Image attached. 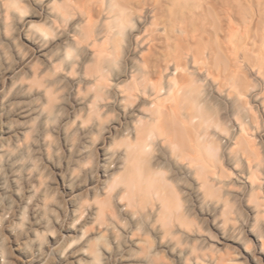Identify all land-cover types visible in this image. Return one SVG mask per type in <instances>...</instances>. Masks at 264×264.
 I'll list each match as a JSON object with an SVG mask.
<instances>
[{
  "label": "bare ground",
  "instance_id": "bare-ground-1",
  "mask_svg": "<svg viewBox=\"0 0 264 264\" xmlns=\"http://www.w3.org/2000/svg\"><path fill=\"white\" fill-rule=\"evenodd\" d=\"M31 1L40 10L27 13L24 0H0V61L8 56L6 45L20 54L1 29L4 17L16 20L21 44L38 60L36 66L8 74L0 87V264H81V255L96 258L100 249L109 257L104 264H133V249L147 253L145 240L135 237V224L119 240L111 219L148 211L153 226L165 232L174 217L181 219L174 212L180 204L177 178L166 174L172 171L170 163L196 200L217 196L211 169L219 167L218 147L206 139L209 124L198 113L200 101L192 86L200 79L193 77L190 66L214 78L220 88L229 85V96L234 92L245 97L243 103L246 98L254 101L258 114L245 113L238 129L228 132V142L243 162L246 205L256 214L264 212L260 153L249 133L258 131L264 147V0ZM97 12L107 17L99 31ZM81 14L85 19H74ZM130 29L135 33L127 34ZM100 33L104 39L97 44ZM127 36L126 50L136 52L138 59L125 57L124 68L110 78L115 54ZM146 41V50H139ZM247 69L256 72V91L250 92ZM64 88L76 107L69 120L53 126L50 122L63 107ZM54 133L62 135L70 155L65 169L56 173L64 190L70 189L74 173L85 169L88 151L97 142L102 178L91 199L92 226L112 232L117 243L113 249L96 243L72 248V218L63 224L65 234L42 251L46 222L36 204L31 205L30 222L21 227L23 209L41 177L34 169L35 152L41 148L42 159L53 165L47 139ZM72 134H77L76 144ZM209 213L212 224L220 223L228 206L213 204ZM254 239L256 247L244 249L252 264H261L264 241Z\"/></svg>",
  "mask_w": 264,
  "mask_h": 264
},
{
  "label": "rangeland",
  "instance_id": "rangeland-1",
  "mask_svg": "<svg viewBox=\"0 0 264 264\" xmlns=\"http://www.w3.org/2000/svg\"><path fill=\"white\" fill-rule=\"evenodd\" d=\"M27 13L33 10H40L38 5H34L31 0H24ZM172 6V5H171ZM74 19H85V15H75ZM95 29L97 31L104 29L107 17L105 12H97L94 16ZM150 17L147 18V24ZM43 23V22H39ZM1 29L5 35L14 39V44L19 50V57L14 55L12 46H5L7 55L4 61H0V87L7 82L6 76L13 71L22 72L26 67L38 65L36 53L26 51V43L20 38V31L16 30V20L5 18L1 23ZM5 24V27L3 26ZM142 24V23H141ZM15 25V26H14ZM140 29V28H139ZM135 33L134 30H128L127 34ZM104 39V34L97 35L95 43L100 44ZM126 41L123 40L122 47L116 52L113 72L110 78H115L124 68V58L134 56L137 58L136 52L126 50ZM147 41L139 48L146 50ZM90 50H94L92 47ZM21 57L25 58L22 60ZM138 59V58H137ZM129 60V59H128ZM193 77L199 78V82L195 85V93L198 95L200 105L197 107L198 113L203 115L209 124L206 139L213 141L218 147V166L220 167L221 176L217 178L216 172L219 167L211 169V177L217 187L218 194L213 200H196L193 193L186 188L188 185L185 178L176 171L174 165L170 163L172 171L167 172L168 177L177 178L175 188L178 193L179 207L174 208L175 216L180 215L181 219H176L167 232L162 228L156 229L151 223L150 214L145 211L134 217L122 213L114 221L111 219L113 233L119 236V240L123 241V230L128 229L132 225H137L136 238H143L148 251H135L133 264H252L246 255L247 250H253L256 247V236L264 241V212L256 214L255 209L251 205H246L244 198L245 185L241 181L240 173L243 168L242 160L231 152L228 132L237 130L242 116L246 113H256L254 101L248 99L247 103H243L244 96H237L232 92L229 96L228 87H218L217 81L211 76L204 75L195 67L190 66ZM247 75L250 82V92L256 91L257 79L256 72L247 69ZM219 78V77H218ZM252 81V82H251ZM256 88V89H253ZM234 97H233V96ZM61 104L63 107L56 113L50 122L53 126H58L60 122L70 119L72 109L76 107L73 98L69 94L68 88H64L60 92ZM240 98V99H239ZM245 98V97H244ZM246 105V106H245ZM238 112V113H237ZM108 118H114L113 114H109ZM204 125V123H202ZM259 125L254 122V128ZM31 126L36 127L37 122L32 121ZM250 137L258 148L260 153L259 168L260 178L263 184L264 179V147L259 141V132L249 131ZM72 142H78L77 134L71 135ZM98 134L95 140H98ZM50 142V151L53 165L48 164L42 159L41 148L35 152L34 169L41 174L39 181L35 183L34 193L29 197L28 203L23 209L22 225L23 229L31 220V205L36 204L41 211L42 217L46 222V228L41 234V250L45 251L48 245L65 234L63 224L74 218V244L72 248H78L89 243H96L97 246L105 247L108 250L116 247L117 243L112 240V232L100 230L92 226L94 206L91 201L94 192L97 191L98 183L101 176L100 165L102 160L99 156V150L94 143L88 151L84 170H77L70 179L69 190H64L57 178V171L63 170L66 163L70 160V155L63 149L62 135L54 133L48 136ZM22 182V181H21ZM263 198L264 191H260ZM213 204H227L228 216L226 219H220V223L212 224V217L209 211L212 210ZM264 209V208H263ZM253 234V235H252ZM260 242V241H259ZM6 243L8 241L6 240ZM258 243V241H257ZM32 250V248H29ZM117 249V248H115ZM65 256V255H64ZM149 256V258H147ZM109 257L100 249L96 258L90 254L81 255V264H104ZM20 264L19 261H17ZM264 264V259H261Z\"/></svg>",
  "mask_w": 264,
  "mask_h": 264
}]
</instances>
